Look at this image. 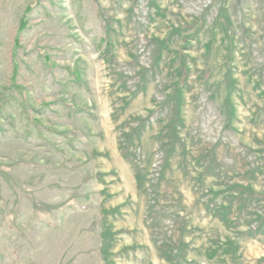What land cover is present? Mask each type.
<instances>
[{
    "label": "rangeland",
    "instance_id": "374dc122",
    "mask_svg": "<svg viewBox=\"0 0 264 264\" xmlns=\"http://www.w3.org/2000/svg\"><path fill=\"white\" fill-rule=\"evenodd\" d=\"M0 264H264V0H0Z\"/></svg>",
    "mask_w": 264,
    "mask_h": 264
},
{
    "label": "trees",
    "instance_id": "16d2710c",
    "mask_svg": "<svg viewBox=\"0 0 264 264\" xmlns=\"http://www.w3.org/2000/svg\"><path fill=\"white\" fill-rule=\"evenodd\" d=\"M29 2L31 1V0H28ZM32 8V4L31 3H28V6H27V8H26V12H28L30 9ZM26 22H27V19H26V16L24 15L22 18H21V21H20V27H19V30H18V32H20L23 28H25V25H26ZM17 44V42L15 43V45ZM16 70H15V68H14V71L13 72H15ZM12 80H13V78H12Z\"/></svg>",
    "mask_w": 264,
    "mask_h": 264
}]
</instances>
